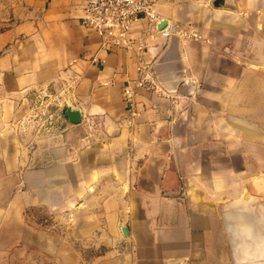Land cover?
<instances>
[{"label":"crops","instance_id":"1","mask_svg":"<svg viewBox=\"0 0 264 264\" xmlns=\"http://www.w3.org/2000/svg\"><path fill=\"white\" fill-rule=\"evenodd\" d=\"M5 1L0 264H264V0H154L131 48L82 24L86 0ZM46 90L56 129H20Z\"/></svg>","mask_w":264,"mask_h":264},{"label":"built area","instance_id":"2","mask_svg":"<svg viewBox=\"0 0 264 264\" xmlns=\"http://www.w3.org/2000/svg\"><path fill=\"white\" fill-rule=\"evenodd\" d=\"M153 5L154 0H86L81 22L102 37L104 47L115 45L131 48L135 43L131 37V31L136 21L142 16L148 17L150 21L155 23L158 21V15L155 13ZM163 32L169 34V31ZM94 59L97 58L94 57ZM138 70L140 76L135 84L151 87L153 83L152 74L148 63L142 57L139 58ZM40 93L36 94L35 106L36 110L39 109L42 113L40 119H43V124H45L42 126L48 129L46 125L52 127L57 125L60 114L49 108L50 103L44 101V95ZM133 95L132 86L127 84L123 90V96L131 106L133 105Z\"/></svg>","mask_w":264,"mask_h":264},{"label":"rangeland","instance_id":"3","mask_svg":"<svg viewBox=\"0 0 264 264\" xmlns=\"http://www.w3.org/2000/svg\"><path fill=\"white\" fill-rule=\"evenodd\" d=\"M7 15H8V5L5 0H0V27L3 26V24L7 22L6 21ZM40 92H37V93L44 95L43 100L50 103L49 108L53 112L60 114V118H61L62 113L60 110H58V108L55 107L57 100L53 97L52 93L48 92L47 90L40 91ZM36 94H33V97H32L33 101H32V104L30 105L29 114L22 121L18 122V126L20 129L24 131L28 128H32L36 132H39L40 135L46 134V133H53L57 125L54 126L53 124L54 127L46 125L48 129L44 128L45 124H43V119H40V117L42 116V113L39 111V109L36 110V106H35ZM36 113L38 114L37 115L38 117L36 116ZM13 127H15V125ZM30 212L34 214L33 215L34 218L35 217L39 218L40 221L44 223L47 222L46 221L47 213L45 211L33 209V210H30ZM83 247L86 248V251H82L81 255L86 260L87 264L91 262L94 256H96L97 254H102L101 252L92 250L91 246H83ZM24 264H46V257L45 255H43V253H34L32 256H29L27 259H24Z\"/></svg>","mask_w":264,"mask_h":264},{"label":"water","instance_id":"4","mask_svg":"<svg viewBox=\"0 0 264 264\" xmlns=\"http://www.w3.org/2000/svg\"><path fill=\"white\" fill-rule=\"evenodd\" d=\"M67 115L70 117V120L73 122H78L80 118V113L77 110H73L70 107L66 111Z\"/></svg>","mask_w":264,"mask_h":264}]
</instances>
